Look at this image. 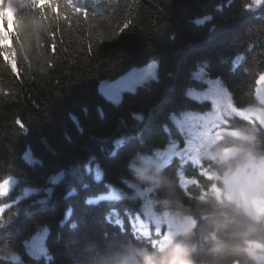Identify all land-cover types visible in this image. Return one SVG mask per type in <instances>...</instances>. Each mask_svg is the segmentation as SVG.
<instances>
[{"label": "trees", "instance_id": "trees-1", "mask_svg": "<svg viewBox=\"0 0 264 264\" xmlns=\"http://www.w3.org/2000/svg\"><path fill=\"white\" fill-rule=\"evenodd\" d=\"M3 1L0 13L12 4L25 28L23 45H15L19 72L15 61L11 71L0 56V185L10 179L15 184L9 195H0V264H158L168 258L180 233L174 241L134 229L142 202L135 187L144 183L133 167L140 165L139 156L169 145L171 135L179 137L171 116L182 104L184 110L205 111L188 97L190 89L205 87L196 79L198 70L220 80L237 109L257 105L264 0H72L87 17L60 0L53 9L59 17L50 13L38 31L26 27L39 21L27 0ZM151 61L160 67L158 82L118 104L100 94V82ZM230 128L242 134L246 153L236 167L264 157L258 123L235 118ZM173 159L157 180L174 181L183 202L195 209L202 186L214 182L192 163ZM181 174L199 184L182 188ZM114 190L122 198L107 199ZM162 196L155 187L154 199L164 203ZM210 215L203 205L194 212L196 251L188 258L195 264H225ZM44 227L47 255L34 256L23 241ZM249 241L255 242L243 241L248 255L233 257L231 264H253ZM16 253L21 263L12 260Z\"/></svg>", "mask_w": 264, "mask_h": 264}, {"label": "rangeland", "instance_id": "rangeland-1", "mask_svg": "<svg viewBox=\"0 0 264 264\" xmlns=\"http://www.w3.org/2000/svg\"><path fill=\"white\" fill-rule=\"evenodd\" d=\"M158 70V62H148L146 65L129 70L116 80L100 82L99 91L107 101L118 104L124 98L125 92L136 91L149 80L157 79ZM196 79L202 81L205 87L202 90L190 89L188 97L202 103L205 111L187 110L179 115L174 114L173 122L182 134L183 142H172L150 156H139L140 166H150L156 178L161 169L165 168L170 160L178 155L184 158L183 164L190 161L195 167H199L198 164H203L205 170H211V168L206 167V161L213 163L214 161L201 157L199 153L204 144L208 142L209 137L215 138L213 143L220 141L226 131L231 133V137H243L242 134L230 128L231 120L235 118L253 124L258 123L264 129V84L260 81H258L256 90L257 105L242 109L241 112L234 106L231 95L220 80L205 77V73L201 69L198 70ZM230 155H234V153L230 148H225L222 158L227 160ZM199 171L202 173L203 170L200 168ZM211 175L214 182L226 195L230 192L242 193L240 200L247 201L257 216H264V206H262L264 205V197L259 195V193L264 192V157L252 159L230 172H225L221 178H216L215 170H211ZM6 182L5 185L4 183L0 185L1 196L9 195L15 185L11 179ZM189 185H194L191 180L183 181L184 188ZM138 187H135V196L140 198L142 202L138 209L137 218L133 220L134 229L146 235L149 234L151 227L155 226L160 233L164 234L165 231L168 238L178 235L180 229L174 215L169 213L170 210L168 209H159L161 206H167V204L159 203L153 197L155 186L144 184ZM121 196L120 192L114 190L107 194L106 198L116 199ZM237 203L239 204V202ZM48 230L49 228L44 227L43 230L26 237L23 241L26 251L34 256L47 255L46 236ZM18 251L20 254L22 253L21 247ZM250 254L256 260L264 263V247L262 245L254 244ZM15 257L16 259L12 260L16 263L22 262L19 253H16Z\"/></svg>", "mask_w": 264, "mask_h": 264}, {"label": "clouds", "instance_id": "clouds-1", "mask_svg": "<svg viewBox=\"0 0 264 264\" xmlns=\"http://www.w3.org/2000/svg\"><path fill=\"white\" fill-rule=\"evenodd\" d=\"M0 15H4V13H0ZM240 139V137L232 138L231 133L226 131L220 141L213 143L215 138L209 137L208 142L204 144L199 155L214 161L216 178L223 177L229 167L235 169L237 164L242 162L246 153L241 150ZM245 147L247 146L245 145ZM225 148H230L234 153L227 160L222 158ZM135 172L138 182L153 185L163 193L162 200L173 208V215L180 229V238L174 246L173 254L166 259L162 258L158 264H195L188 257L196 251V244L192 242L197 227L194 212L200 210L201 205L211 212L208 219L211 222L212 231L215 233L216 246L225 264H231L233 257L248 255L247 246L243 243L245 239L264 245V216H257L247 201L240 200L238 196H233L234 203H230L228 200L218 201L212 195L207 199L199 196L197 197V206L193 209L183 202V196L177 192V184L174 181L157 180L150 166L138 167ZM259 195L264 196V192ZM237 202L240 204L239 207L236 206ZM225 206L230 211H221ZM204 239L207 240L208 236H204ZM251 259L255 264V257H251Z\"/></svg>", "mask_w": 264, "mask_h": 264}, {"label": "snow or ice", "instance_id": "snow-or-ice-1", "mask_svg": "<svg viewBox=\"0 0 264 264\" xmlns=\"http://www.w3.org/2000/svg\"><path fill=\"white\" fill-rule=\"evenodd\" d=\"M29 6L32 8V10L35 11V13L39 16V21L33 20L31 24H28L26 27L30 30L38 31L40 28V21H45L49 14L53 17H59L60 13L53 11V9H56L60 5V0H27ZM68 6L74 7L72 4V0H68ZM75 12L77 13H83L87 17V13L82 9H77L74 7ZM9 11L11 12V15H9ZM3 19V26H0V39L4 40L3 46H0V56H2L6 62V64L9 66L10 70L12 71V62L15 61V68L16 71L14 73L19 72L18 63L16 60V57L18 55L16 51V43H20V46L23 45V41L20 40L21 36V29L25 28L22 26L23 22L17 17L16 14V8L12 6V4L8 5V11L4 12V15L2 17ZM11 21L12 27L9 28V22ZM128 25L126 24L125 27ZM13 40L14 42L12 44H9V40ZM262 84H264V74H261L258 79ZM239 111H243L240 109ZM235 116V113L233 114ZM226 126V125H222ZM199 167L203 170L202 175L207 178V180L210 182L213 180V177L211 175V170L206 169L203 164H198ZM179 180L181 181V187L183 188V181L185 180H191L193 184H199L198 180H193L190 177H186L183 174L179 176ZM4 185L7 183L3 182ZM211 193L212 196L217 199L218 201H224L227 199L230 203H234L233 196H238L239 198H242V193H228L227 195L220 189L218 185L211 184ZM187 194V193H186ZM200 197H205L204 193L202 192ZM264 197V196H262ZM252 242L249 241V244ZM13 259H16V257H13ZM238 264V262H237Z\"/></svg>", "mask_w": 264, "mask_h": 264}, {"label": "bare ground", "instance_id": "bare-ground-1", "mask_svg": "<svg viewBox=\"0 0 264 264\" xmlns=\"http://www.w3.org/2000/svg\"><path fill=\"white\" fill-rule=\"evenodd\" d=\"M79 5L80 6H86L87 5V3L86 2H84V1H79ZM2 15H0V26H3V19H2ZM12 25V23H11V21L9 22V25L8 26H11ZM147 64V63H146ZM146 64H143V65H146ZM143 65H140V66H143ZM140 66H137V67H134V68H138V67H140ZM158 68H159V70L158 71H160V67H159V65H158ZM133 69V68H132ZM131 70V69H130ZM129 71V70H128ZM127 71V72H128ZM125 74V73H124ZM123 74V75H124ZM158 80H159V76H158V78L157 79H154V80H149L147 83H145L143 86H145L146 84H148V83H150V82H158ZM214 80H216V79H214ZM142 86V87H143ZM98 88H99V86H98ZM139 89H140V87L139 88H137L136 89V91H128V92H125L124 93V96H126L127 94H137V92L139 91ZM100 92V91H99ZM101 94V93H100ZM124 99L122 98V100L120 101V102H122ZM185 111H187V110H184V105L182 104V106H180L179 107V109H178V115L179 114H181V113H183V112H185ZM174 116L175 115H173V116H171V119L173 120L174 119ZM175 125V124H174ZM177 128V127H176ZM178 129V128H177ZM234 131V130H233ZM235 132H237V131H235ZM177 138H181V140H176ZM169 140L171 141V143L172 142H183V136H182V134L180 133L179 134V137H177L176 135H171V137L169 138ZM175 157H179V158H181L182 160H184V158L181 156V155H178V156H175ZM174 159L172 158L171 160H170V162L171 161H173ZM186 163H191L190 161H187ZM138 167H141L140 165H135L134 167H133V169H137ZM197 169L199 170L200 168L199 167H197ZM230 172V171H229ZM193 180H195V179H193ZM213 182H214V180H213ZM211 184L212 183H206L205 185H203L202 186V192L203 193H206V194H209V195H213L212 193H211ZM214 185H218L217 183H213ZM155 188V187H154ZM199 192H200V190H199ZM201 194V193H200ZM204 196H205V194H204ZM225 200H227V199H225ZM237 207H239L240 206V204H238L237 203V205H236ZM70 213V212H69ZM169 213H171V214H173V212L172 211H170ZM72 214V213H71ZM196 221H197V223H198V220L196 219V218H194ZM67 223H68V221H67ZM50 233H52L51 231H50ZM49 233V234H50ZM160 234V232L158 231V229L157 228H153V229H151L150 231H149V234H146V235H143V236H145V237H151V235H155V236H158ZM31 235V234H30ZM163 236H164V239H169V240H174L175 239V236L174 237H172V238H168V236H167V234H166V232H164V234H163ZM47 238H48V236L46 237V240H47ZM175 241V240H174ZM254 244H258V243H256V242H252L251 244H249L248 243V245H249V250L251 251L252 249H253V246H254ZM261 245V244H260ZM263 247H264V245H262ZM48 251V250H47ZM52 256H54L53 255V253L51 254V257ZM64 264V263H63Z\"/></svg>", "mask_w": 264, "mask_h": 264}]
</instances>
